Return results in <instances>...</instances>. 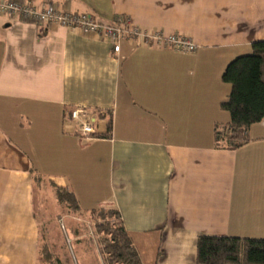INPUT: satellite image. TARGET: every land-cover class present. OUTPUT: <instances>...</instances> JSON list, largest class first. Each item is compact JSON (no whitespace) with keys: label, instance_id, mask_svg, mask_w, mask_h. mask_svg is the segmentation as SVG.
Returning a JSON list of instances; mask_svg holds the SVG:
<instances>
[{"label":"crops","instance_id":"0c3cea01","mask_svg":"<svg viewBox=\"0 0 264 264\" xmlns=\"http://www.w3.org/2000/svg\"><path fill=\"white\" fill-rule=\"evenodd\" d=\"M0 2L50 4L103 25L127 18L199 47L182 54L139 38L115 49L95 34L0 16V264H38L37 198L51 190L57 203L55 186L86 215L117 211L142 264H197L203 236L264 240V120L241 148L216 140L231 121L223 73L264 41V0ZM76 107L111 114V138H82Z\"/></svg>","mask_w":264,"mask_h":264},{"label":"trees","instance_id":"16d2710c","mask_svg":"<svg viewBox=\"0 0 264 264\" xmlns=\"http://www.w3.org/2000/svg\"><path fill=\"white\" fill-rule=\"evenodd\" d=\"M222 80L231 85L229 99L222 105L229 112L231 121L227 126L216 127V140L230 149H238L248 143V129L264 120V41L254 43L252 53L233 60L224 71ZM104 117H110L108 132L93 134L91 138H111V114L99 113V119ZM54 189L57 203L66 208L70 216L86 218L97 213L103 219H118L117 224L97 226L103 236L98 243L105 264H142L117 211L106 214L101 209L86 215L71 191L56 186ZM197 251V264H264V240L259 239L203 236L198 240Z\"/></svg>","mask_w":264,"mask_h":264},{"label":"built area","instance_id":"2783aa9c","mask_svg":"<svg viewBox=\"0 0 264 264\" xmlns=\"http://www.w3.org/2000/svg\"><path fill=\"white\" fill-rule=\"evenodd\" d=\"M0 16L20 19L35 25H54L95 34L105 41L111 42L115 49L124 39L137 40L139 38L143 39L146 44L157 43L166 49L182 54H195L199 48L190 38L185 36L165 37L160 32L143 33L138 27L132 25L127 18H118L113 25H103L96 22L90 15L61 11L50 4L37 8L29 3L0 2ZM70 118L77 123L82 138L88 139L97 133L96 125L99 118L96 112L86 107H76L72 110Z\"/></svg>","mask_w":264,"mask_h":264},{"label":"rangeland","instance_id":"374dc122","mask_svg":"<svg viewBox=\"0 0 264 264\" xmlns=\"http://www.w3.org/2000/svg\"><path fill=\"white\" fill-rule=\"evenodd\" d=\"M37 205L38 220L43 227L38 264H105L98 243L103 236L97 226L117 224L116 217L103 219L97 213L86 218L66 217L51 190L39 192ZM99 210L106 214L113 211Z\"/></svg>","mask_w":264,"mask_h":264}]
</instances>
